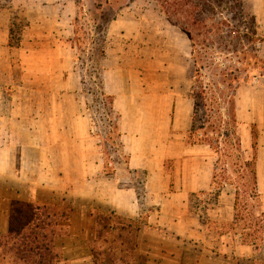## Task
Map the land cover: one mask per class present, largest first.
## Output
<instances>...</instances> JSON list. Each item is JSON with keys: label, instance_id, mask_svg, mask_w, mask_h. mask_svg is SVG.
Wrapping results in <instances>:
<instances>
[{"label": "crops", "instance_id": "crops-1", "mask_svg": "<svg viewBox=\"0 0 264 264\" xmlns=\"http://www.w3.org/2000/svg\"><path fill=\"white\" fill-rule=\"evenodd\" d=\"M241 1L255 17L264 65V0ZM104 6L114 8L105 0H0V234L12 205H33L55 212L56 246L91 233L94 241L109 218L137 223L148 264H258L256 245L241 236L207 241L191 205L212 177L196 167L205 163L195 155L204 144L186 139L194 113L189 36L143 0H124L101 29L94 13ZM259 76L238 95L258 130L249 159L264 200ZM91 96L109 100L108 114L97 116ZM234 206L213 210L234 221Z\"/></svg>", "mask_w": 264, "mask_h": 264}, {"label": "trees", "instance_id": "trees-1", "mask_svg": "<svg viewBox=\"0 0 264 264\" xmlns=\"http://www.w3.org/2000/svg\"><path fill=\"white\" fill-rule=\"evenodd\" d=\"M143 1L149 4L156 3L161 12L180 26L190 38L194 62L190 89V97L194 102L189 135L191 143L208 145L218 158L224 156L229 159L235 151L240 153L242 142L238 128V92L245 67H242L244 62L237 58L259 57L254 50L260 43L254 15L241 0ZM105 2L111 4L112 0ZM238 17L243 20L240 26L235 24ZM256 50L258 52V49ZM223 55L233 57L235 60L228 67H222L223 63L218 61V58ZM253 138L255 148L257 144L255 131ZM236 164L241 168H250L251 174L249 183H243L241 186L237 183L235 209L238 211L240 196L248 195L250 189L256 193L257 179L254 162L246 161L240 155ZM221 184L222 188L229 186L225 181ZM17 206L24 210L21 212L22 217H18ZM12 207L9 230L5 234H0V248L6 250L4 257L9 254L12 258L22 259L20 253H24L25 256L33 253L35 258L39 259L38 264L63 262V253L55 245L54 239L58 222L55 212L50 208L33 205ZM261 215L263 218L264 212ZM46 228L51 230L49 239L46 236L48 235ZM41 230L42 235L39 233ZM255 243L254 241L253 244ZM100 255L102 254L94 251L96 259ZM97 263L95 261V264Z\"/></svg>", "mask_w": 264, "mask_h": 264}, {"label": "rangeland", "instance_id": "rangeland-1", "mask_svg": "<svg viewBox=\"0 0 264 264\" xmlns=\"http://www.w3.org/2000/svg\"><path fill=\"white\" fill-rule=\"evenodd\" d=\"M123 3L124 0H112L110 5L114 7L113 9L104 6L94 13V20L101 29L107 24L108 20L112 18L113 14L119 10L118 8H120ZM155 4L156 3H153L151 6L158 8ZM236 15H238V12H236ZM242 21V18L238 17L235 24L240 26ZM258 47L259 45L256 48L254 47L257 55L258 52L256 49H258ZM237 59L244 62V66L242 67H245V72L242 74V84L246 87H250V85L253 87L258 86L260 84L259 75L264 71V65L260 62L262 60H260L259 57L255 59L250 57L242 59L239 57ZM234 60L235 58L227 57V55L218 58V61L223 63L222 67H228ZM240 99L242 100V94L238 95V128L242 140V150L240 153L235 151L234 155L228 159L224 156L218 158V156L213 153L212 148L208 145L204 144L201 148H196L195 155L205 159V163L203 164H201V162L199 164V160L196 161L197 170H200L203 176L206 175V172L209 170L211 172L212 182L210 190H205L196 194L194 197L192 196L191 205H196V211L201 215L200 220L205 224L203 235L206 237L207 241L217 243L220 237L226 234H230L231 236L237 235V237L241 236L243 241L249 243L255 241V247L260 255L258 264H264V217L262 218L261 215L262 209L264 208V200L261 197L262 195L258 196L259 193H257V190L256 193H254L251 192V189L249 190L248 195H241L239 198L238 211L235 209L234 212V221L228 220L226 214L220 216L219 212L213 210L214 207L219 204L235 205L237 183L241 186L243 183L247 184L251 181V174L249 172L250 168H241L236 164L240 155H242V158L246 161H251L249 158H251L253 152L252 132L256 126L251 123L249 118L247 119L244 116ZM102 101L100 103L98 98L93 96L86 100L88 106H92L94 111H99L97 114L98 117L102 113L105 115L106 113L108 114L109 111V100L102 97ZM255 130L258 132L257 127H255ZM189 135L190 133L188 131L186 139L191 142ZM247 135L251 140V147L250 144H247ZM164 164L165 169L174 174L176 170L175 159H165ZM215 171L216 177L214 178ZM224 181L229 183V186L222 188L221 183ZM222 195L223 199L220 201V197L218 196ZM244 196L249 197L246 198ZM16 208L18 209V217H22L23 214H21V212L24 210L20 206H17ZM12 209L13 207L11 206L10 215ZM209 209L210 211H208ZM112 224L113 227L111 226ZM123 224L125 226L119 224L117 219H104L98 229L99 233L95 234L96 239L94 241H92L94 237L92 233L89 235L86 242H79V240L69 242L66 237L60 238L57 241V247H65L63 248L65 258L63 256L64 261L60 264H95V261L98 262L97 264H148L145 261L146 257L139 252V249L144 246L142 239L145 238V235L140 233L137 223L129 224L123 222ZM45 230L48 233V235H46L48 239L51 238V230L47 228ZM39 233L42 235L43 231L41 230ZM210 245L212 246L213 244ZM92 250L99 252L102 255L96 259L91 256ZM5 252L6 250L4 251L0 248V264H38L39 261L38 258H35L33 253H28V256H25L24 253H20L22 259H16L12 258L9 254L4 257ZM2 257H4V259H2Z\"/></svg>", "mask_w": 264, "mask_h": 264}, {"label": "built area", "instance_id": "built-area-1", "mask_svg": "<svg viewBox=\"0 0 264 264\" xmlns=\"http://www.w3.org/2000/svg\"><path fill=\"white\" fill-rule=\"evenodd\" d=\"M98 101L101 103V101H102V97H99V98H98ZM102 103H103V101H102Z\"/></svg>", "mask_w": 264, "mask_h": 264}]
</instances>
